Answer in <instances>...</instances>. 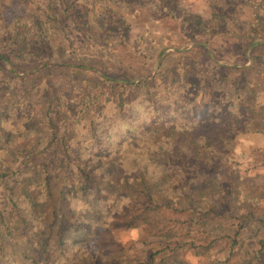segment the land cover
<instances>
[{
	"label": "trees",
	"instance_id": "1",
	"mask_svg": "<svg viewBox=\"0 0 264 264\" xmlns=\"http://www.w3.org/2000/svg\"><path fill=\"white\" fill-rule=\"evenodd\" d=\"M231 1L218 2L213 21L189 16L187 22L197 29L205 23L219 25L225 19L224 5ZM48 2L42 12H50L45 15L50 20L49 16H57L55 5L60 0ZM257 5L262 14L240 45L242 54L250 50L249 65L225 66L203 59L197 67L183 68L182 81L193 75L192 85L199 86L194 95L186 93L182 84L181 92H170L171 85L159 81L165 73L157 77L159 96L153 93L152 79L135 81L105 75L103 82L79 90L73 104L62 98L63 85L40 109L31 111L23 101L6 100L3 90L18 81L28 82L31 91V86L42 92L49 87L45 76L41 77L48 65L37 61L51 57L44 54L52 48V41L41 37L50 22L0 25V264H113L108 256L97 257L80 248L75 252L80 242L76 233L88 230L91 221L105 225L114 221L151 235L153 226L148 220L152 212H160L154 189L161 180L171 189L185 190L192 210L198 209L199 196L205 192L226 196L228 192L218 186L219 177L239 163L226 143L246 149V142L253 162L263 163L264 128L240 126L264 101V0H258ZM203 98L209 106L198 115L191 105ZM142 112L151 113V121L142 122ZM103 118L109 119L105 128L99 124ZM39 127V136L47 141L41 150L38 145L12 151L7 148L12 135ZM158 132V137L150 134ZM118 135L133 138L135 148L148 150L147 155L151 153L153 158L133 160L143 154L130 151L123 142L112 151ZM209 146L213 147L211 152L206 150ZM116 161L134 173L117 170L115 175ZM114 176L118 178L116 185ZM9 180H13L12 185ZM122 203L125 209L117 213ZM251 217L247 215L248 221ZM258 217L264 224V214ZM202 218L196 224L208 222V216ZM245 223L241 220L239 227ZM239 235L236 230L232 247ZM165 243L162 249L171 253L179 247ZM257 246L254 259L263 264L257 256L264 254V236L257 239ZM159 252L151 253L145 263L153 262Z\"/></svg>",
	"mask_w": 264,
	"mask_h": 264
},
{
	"label": "rangeland",
	"instance_id": "2",
	"mask_svg": "<svg viewBox=\"0 0 264 264\" xmlns=\"http://www.w3.org/2000/svg\"><path fill=\"white\" fill-rule=\"evenodd\" d=\"M48 1L51 0H0V25L30 26L36 20L44 24L50 22L41 37L52 41V48H47L44 54L51 59L37 61L48 65L41 77L45 76L49 87L42 92L37 86H31V91L28 82L18 81L3 90L6 100L23 101L29 111L40 109L63 85L62 98L73 104L79 90L103 82L105 75L135 81L152 79L150 85L156 96L161 94L160 82L171 85L170 92H181L179 88L184 85L186 93L194 95L199 86L192 85L193 75L182 81L183 68L197 67L203 59L225 66L249 65L250 50L244 55L240 45L246 31L256 28V19L262 14L257 11L258 0H232L230 5H224L225 19L219 25L205 23L206 26L198 25L197 29L187 22L188 17L213 21L215 7L221 0H60L55 5L57 16L53 19L49 16L48 20L45 15L50 12H42L47 9ZM28 32L33 34L32 29ZM160 74L163 77L158 82ZM251 79L249 76L248 80ZM23 95L28 100L22 98ZM206 100L203 98L200 103L195 100L191 108H196L198 115L204 114L209 106ZM73 111L75 113L74 108ZM150 114L140 113L142 122L151 121ZM108 121L103 118L99 124L105 128ZM240 126L264 128V101L258 112ZM39 131L40 127L12 135L7 148L12 151L38 145L41 150L47 141L39 136ZM150 134L158 137L159 132ZM114 138L118 139L112 151L123 142L130 151L143 154L133 160L153 158L151 153L147 155L148 150L136 149L133 138L124 135ZM243 143L248 149L247 143ZM226 144L239 161L219 177L218 186L228 192L226 196L220 193L210 196L205 192L199 196L198 209L192 210L191 206L188 208L185 190L171 189L161 180L154 189V201L160 206V212H152L148 220L153 226L151 235H146L141 228H126L114 221L109 225L91 221L88 230L76 233L80 242L75 252L80 248L83 253L101 258L108 256L113 264H146L150 254L157 250L160 252L154 256V261L147 264H261L254 258L257 239L264 236V224L258 217L264 214V161L255 163L245 148L241 149L234 142ZM212 149L209 146L206 150L211 152ZM116 162L115 175L117 170L134 173L127 166L123 168V162ZM113 180L116 185L118 178L114 176ZM9 184L12 185L13 180H9ZM124 205L122 203L116 212L122 213ZM249 214L252 217L248 221ZM202 216H208V222L196 224ZM241 220H246L243 228L239 227ZM236 230L240 235L232 247ZM163 241L171 242L170 245L177 243L179 247L171 253L162 249ZM257 258L264 264V254Z\"/></svg>",
	"mask_w": 264,
	"mask_h": 264
}]
</instances>
